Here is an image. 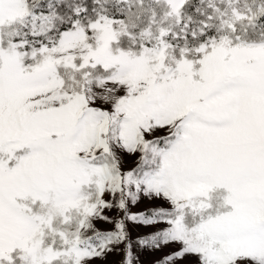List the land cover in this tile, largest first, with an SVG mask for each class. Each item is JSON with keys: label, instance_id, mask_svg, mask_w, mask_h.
<instances>
[{"label": "snow or ice", "instance_id": "6c2138e0", "mask_svg": "<svg viewBox=\"0 0 264 264\" xmlns=\"http://www.w3.org/2000/svg\"><path fill=\"white\" fill-rule=\"evenodd\" d=\"M145 254L264 264V0H0V264Z\"/></svg>", "mask_w": 264, "mask_h": 264}, {"label": "rangeland", "instance_id": "374dc122", "mask_svg": "<svg viewBox=\"0 0 264 264\" xmlns=\"http://www.w3.org/2000/svg\"><path fill=\"white\" fill-rule=\"evenodd\" d=\"M131 165H132V158H129L127 160V163H126V167H130ZM147 205H149L148 202H146V201L142 202L138 206L134 207L133 211H142L144 209V207L147 206ZM141 230H146V229H141ZM114 259H115V257H109V259L106 262V264H111V261L114 260ZM142 259L144 261V264H149V262L151 260H153L154 257L151 254H145ZM96 264H103V262L97 261Z\"/></svg>", "mask_w": 264, "mask_h": 264}, {"label": "trees", "instance_id": "16d2710c", "mask_svg": "<svg viewBox=\"0 0 264 264\" xmlns=\"http://www.w3.org/2000/svg\"><path fill=\"white\" fill-rule=\"evenodd\" d=\"M163 134H164V132H161V133H160V135H163ZM151 206H152V205H150V204L147 205V206H145L144 209H143L142 211H144L146 208L151 207ZM141 231H147V229H146V230H141Z\"/></svg>", "mask_w": 264, "mask_h": 264}]
</instances>
